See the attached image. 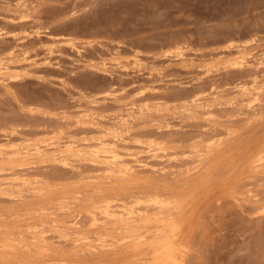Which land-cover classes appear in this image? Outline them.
Instances as JSON below:
<instances>
[{
  "label": "rangeland",
  "instance_id": "obj_1",
  "mask_svg": "<svg viewBox=\"0 0 264 264\" xmlns=\"http://www.w3.org/2000/svg\"><path fill=\"white\" fill-rule=\"evenodd\" d=\"M163 228L264 264V0H0V264H156Z\"/></svg>",
  "mask_w": 264,
  "mask_h": 264
},
{
  "label": "bare ground",
  "instance_id": "obj_2",
  "mask_svg": "<svg viewBox=\"0 0 264 264\" xmlns=\"http://www.w3.org/2000/svg\"><path fill=\"white\" fill-rule=\"evenodd\" d=\"M15 7L20 6V2H15ZM12 11H14L12 9ZM18 11V9H17ZM52 38V37H49ZM18 38H16L17 40ZM49 48V47H48ZM238 52V56L236 57V59L234 60V62L236 64H251V63H255L257 62L258 64L262 62V60L259 58H256V61L253 62L255 60V58H251L252 55H250V52H248L247 50L240 48L237 49ZM103 70L104 67H103ZM241 92L244 93L247 98L248 101L250 103L255 102L259 99V93L258 90H254V91H250L248 90L246 87H242ZM90 100H88L89 102ZM92 102V101H91ZM90 103V102H89ZM132 112V111H129ZM127 113V115L124 114L121 115L118 118L119 123L121 124H125L127 122V117L128 115H131L130 113ZM101 145H103L102 147L98 146L97 148H93L91 149L89 152L93 153L94 155H99V154H105L108 155L113 162L116 161H122L124 163H126V158L123 157V155H125L126 157L129 158L130 162H134L140 166H144L145 163H142L140 161V159L138 158V156L136 155V153H125V154H121L113 145L112 146H104V143H102ZM51 149H53L59 156L61 157H66L68 155H71L73 153H79L81 151V149H75L74 146L72 145L71 142H57L55 143L53 146H51ZM41 150L39 147H36L33 151L34 154L39 155L41 154ZM261 157H258V159ZM119 161V162H120ZM127 161V163L129 162ZM130 167V166H129ZM128 167V168H129ZM151 200L153 201V203H160V199L156 198V197H151ZM143 225H140L136 228H130L129 232H128V236L130 238H132V240L135 242V244L137 243H145L146 238H147V232L150 233H154V231H149V230H143L141 227ZM164 227L168 228V225H164ZM164 229L161 231V236L158 239H155L153 241V246H155V252H154V258L156 259V264H166L169 261H173V257L170 255L172 248H173V244L171 242V238L169 235H167L166 230Z\"/></svg>",
  "mask_w": 264,
  "mask_h": 264
}]
</instances>
